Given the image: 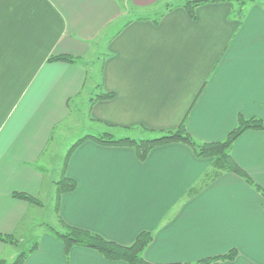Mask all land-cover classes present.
Listing matches in <instances>:
<instances>
[{"label": "crops", "instance_id": "crops-1", "mask_svg": "<svg viewBox=\"0 0 264 264\" xmlns=\"http://www.w3.org/2000/svg\"><path fill=\"white\" fill-rule=\"evenodd\" d=\"M167 3L0 0V235L17 241L0 242V260L15 259L41 211L12 194L42 203L55 190L47 153L83 108L95 129L85 137L154 138L187 116L189 136L214 143L239 116L264 122V5L247 4L240 21L230 2L200 5L193 20L179 6L157 23L139 13L128 20L158 4L163 13ZM55 56L77 60L49 61ZM93 90L113 98L93 101ZM230 154L264 192V132H245ZM211 165L182 143L139 161L132 148L86 139L62 164L76 187L54 196V225L61 220L120 246L150 233L149 264H197L230 251L233 260L210 264H264V195L232 173L208 179ZM35 243L24 264H127L82 247L66 255L46 230Z\"/></svg>", "mask_w": 264, "mask_h": 264}, {"label": "trees", "instance_id": "trees-1", "mask_svg": "<svg viewBox=\"0 0 264 264\" xmlns=\"http://www.w3.org/2000/svg\"><path fill=\"white\" fill-rule=\"evenodd\" d=\"M221 2H230L235 5L236 8L234 16L239 21L243 18L247 4L256 2L264 5V2L258 0H184L179 5L172 3L165 4L164 12L156 15V18L153 21L157 23L158 19L165 12L177 6L182 7L185 10L187 16L191 20H193L195 18V10L198 6L208 3ZM76 60V58L70 56H55L49 59V61L51 62L60 61L69 64L76 63ZM111 98H113L112 94L99 91V94L95 95V98H93L92 100H108ZM186 120L187 116H185L176 130L149 139H115L108 133H103L97 137H84L69 149L64 160V165L73 149L80 142L86 139H92L100 145H114L132 148L139 161H145L149 152L155 147L167 145L170 143H182L191 148L196 157L212 160L211 169L206 174V177L208 179H214L220 174L228 172L243 178L244 180H246V182L254 186L259 192H261V189L253 185L246 174L237 166V164L231 157L230 151L233 143L245 132H264V122L256 118L245 119L244 117L239 116L235 128L228 133L223 141L199 144L195 142L186 132ZM75 187L76 185L73 180L65 178L64 175H61V178L55 182V195L57 197L64 193L71 192L75 189ZM261 193L264 195L263 191ZM12 197L26 201L30 204L41 205L39 200L25 194H12ZM57 223V227L48 229V232L62 243L66 255L69 254V251L73 247H82L97 252L107 261H122L127 264H149L144 261L143 252L152 240V236L150 233H141L131 245L120 246L116 243L105 240L98 234L67 226L61 220H58ZM0 242L10 244L17 243V241L13 237L2 235H0ZM36 245L37 244L34 243L26 252H21L20 254H18L11 263L0 260V264H24L27 257L36 249ZM235 255L236 253L234 251H230L224 256L202 260L197 264H210L211 262L217 260H233Z\"/></svg>", "mask_w": 264, "mask_h": 264}, {"label": "rangeland", "instance_id": "rangeland-1", "mask_svg": "<svg viewBox=\"0 0 264 264\" xmlns=\"http://www.w3.org/2000/svg\"><path fill=\"white\" fill-rule=\"evenodd\" d=\"M180 0H170L172 4L178 3ZM183 1V0H181ZM163 11V6L161 4H158L152 8H148L144 11L142 10H135L132 11L129 14V19L135 17L138 13L139 14H144V15H149L151 17H155L156 15L160 14ZM104 44V43H103ZM99 44L98 49H97V54L98 57L102 54H104V45ZM97 58V57H95ZM94 68V67H93ZM95 69V68H94ZM90 76V74H89ZM86 92H90L87 90ZM94 92L93 98H95V95L99 94V91L93 90ZM91 92V93H92ZM85 108L79 112V114L76 115V120L75 121H68L70 123H67L62 127L61 130L65 131L62 132L61 135L59 134L56 137V144L53 150H50L51 153H47L50 155V168L48 169L49 171L46 172L48 176L53 181H57L58 179L61 178L62 175V164L65 160L66 153L68 149L71 147L73 143H75L78 139H81L85 137V135H90L94 133L93 131L95 130L94 127H90V124L86 118L85 115ZM92 128V130H91ZM47 160L49 162V159L47 157ZM49 165V164H48ZM44 168H47L44 166ZM55 188V186H53ZM55 190L53 189L51 194L47 196L46 198H43L42 200V205L40 206L39 212L35 214L34 217V224L33 227L30 228L28 231V235L23 243H20L17 247V254H20L21 252H26L30 247L35 243L36 239L39 236V233H41L42 230L48 231L50 228H55L57 225H54L55 222V202H54V196H55ZM32 220V219H31ZM11 261H7V263H10Z\"/></svg>", "mask_w": 264, "mask_h": 264}]
</instances>
